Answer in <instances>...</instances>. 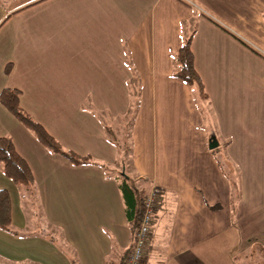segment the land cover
Returning <instances> with one entry per match:
<instances>
[{
  "label": "crops",
  "instance_id": "0c3cea01",
  "mask_svg": "<svg viewBox=\"0 0 264 264\" xmlns=\"http://www.w3.org/2000/svg\"><path fill=\"white\" fill-rule=\"evenodd\" d=\"M184 1L0 0V91L19 89L26 112L92 161L49 151L0 104V136L35 179L25 195L0 169L11 200L0 264H122L133 241L116 176L126 169L159 193L141 264L264 253V59L203 15L264 56V0ZM194 28L204 113L172 76ZM127 126L125 158L113 134Z\"/></svg>",
  "mask_w": 264,
  "mask_h": 264
},
{
  "label": "trees",
  "instance_id": "16d2710c",
  "mask_svg": "<svg viewBox=\"0 0 264 264\" xmlns=\"http://www.w3.org/2000/svg\"><path fill=\"white\" fill-rule=\"evenodd\" d=\"M179 1L187 4L184 0ZM203 15L237 39L244 46L249 48L252 52L264 59V56L259 51L250 46L242 38L228 30L209 15L205 13H203ZM196 32L197 29L194 28L187 35H183L181 45L173 55L174 68L172 76L178 80L186 82L194 90L196 89L200 100L198 105L204 113L207 112V108L209 107V97L199 74L195 70L194 55L191 50V43ZM9 72L10 64H7L5 67V74H9ZM20 95L21 91L17 88H4L0 91V104L3 105L21 124H23L49 151L65 157L74 165L92 163L88 156H80L73 151L64 149L40 123L21 107ZM211 137H215L214 134H212ZM227 144L228 143L225 145ZM0 169L7 178L17 185L22 194H34L35 179L31 169L25 159L16 151L14 143L9 136H0ZM126 174L125 171H120L116 176L120 181L119 188L123 195L128 223L132 233L133 241L127 251L129 253L134 245L136 233L142 221L144 199L149 189L147 188L146 182H138V180H134ZM156 190L158 191L157 188ZM0 228L11 232V200L9 192L6 189H0Z\"/></svg>",
  "mask_w": 264,
  "mask_h": 264
},
{
  "label": "built area",
  "instance_id": "2783aa9c",
  "mask_svg": "<svg viewBox=\"0 0 264 264\" xmlns=\"http://www.w3.org/2000/svg\"><path fill=\"white\" fill-rule=\"evenodd\" d=\"M159 201V193L156 188H151L144 199V213L141 224L137 230L134 245L128 253L123 264H140L147 247L153 219V212Z\"/></svg>",
  "mask_w": 264,
  "mask_h": 264
},
{
  "label": "rangeland",
  "instance_id": "374dc122",
  "mask_svg": "<svg viewBox=\"0 0 264 264\" xmlns=\"http://www.w3.org/2000/svg\"><path fill=\"white\" fill-rule=\"evenodd\" d=\"M184 31H185V34L187 35L188 34L187 29L184 30ZM194 92H196L195 93L196 94L195 98L198 101H200L199 97L197 95L196 89L194 90ZM128 131H129V129H128V126H127L125 129H123V130H121L119 132H115L113 134L114 137H116L119 145L121 146V147H119L120 148V152L123 149V153L125 155V158H127L128 157L127 155L129 154L128 153V148H129V132ZM221 147H222V144H221ZM217 148H219V147H215L214 150H216ZM122 169H123V166H122ZM125 172L127 173L126 175H129V169H126ZM131 178L136 180L135 177H131ZM244 260L247 261L248 258H245V257L241 258V261H244ZM248 264H264V253H260V251H259V253H257L256 255L251 256L249 258V260H248Z\"/></svg>",
  "mask_w": 264,
  "mask_h": 264
},
{
  "label": "water",
  "instance_id": "95a60500",
  "mask_svg": "<svg viewBox=\"0 0 264 264\" xmlns=\"http://www.w3.org/2000/svg\"><path fill=\"white\" fill-rule=\"evenodd\" d=\"M217 146H218V142H217L216 138L215 137H211L209 139V143H208L209 149H214Z\"/></svg>",
  "mask_w": 264,
  "mask_h": 264
}]
</instances>
